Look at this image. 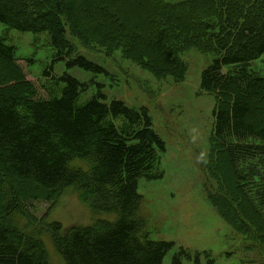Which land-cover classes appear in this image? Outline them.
<instances>
[{
	"label": "trees",
	"instance_id": "16d2710c",
	"mask_svg": "<svg viewBox=\"0 0 264 264\" xmlns=\"http://www.w3.org/2000/svg\"><path fill=\"white\" fill-rule=\"evenodd\" d=\"M70 1L72 7L68 0H0V22L19 32L47 33L57 60L92 74L102 70L82 57L67 58V24L74 35L77 27L87 34L90 28L99 31V43H116L123 53L126 42L149 43L147 27H157L165 53L156 63L171 67L178 80L185 72L181 52L214 55L201 73V89L216 99L207 167L218 189L212 202L234 229L262 242L264 75L252 66L264 58V0H180V12L163 7L161 0ZM172 23L181 25L172 29ZM177 32L173 39L170 34ZM140 45H133L139 53ZM19 61L16 49L0 37V77L9 66L21 79L0 83V204L4 201L7 220L0 223V264H49L42 231L51 233L67 264H163L175 244L153 240L140 216L139 181L163 177L160 158L166 152L149 111L121 100L108 103L101 85L80 104L87 85L67 73L51 77V68L40 86ZM18 182L28 186L22 191ZM70 189L91 209L94 223L68 228L60 237L59 223L36 217L32 205L52 206ZM204 256L205 263L181 248L171 264H183L184 258L214 263Z\"/></svg>",
	"mask_w": 264,
	"mask_h": 264
},
{
	"label": "rangeland",
	"instance_id": "374dc122",
	"mask_svg": "<svg viewBox=\"0 0 264 264\" xmlns=\"http://www.w3.org/2000/svg\"><path fill=\"white\" fill-rule=\"evenodd\" d=\"M180 3V0H161L163 7L179 12ZM68 4L70 7L74 5L70 0ZM130 11L136 15L141 13L139 9ZM178 25L181 24L172 23L171 28L175 29ZM142 27L145 28L144 23ZM147 28L149 43L126 42L127 51L123 53L121 49L115 48L116 43L106 39L99 43L98 39L103 37L99 31L90 28L87 34L84 29L77 27L74 35L67 24V58L71 60L82 57L97 65L102 70L101 74L88 73L80 68L69 69L65 61L57 60L47 33L19 32L0 22V37L5 39L8 46L16 49L19 64L28 78L39 82L40 86L49 79L45 73L53 68L51 77L60 78L67 73L88 86L81 95L80 104H85L98 94V85H101L108 103L121 100L131 108H146L149 111L153 129L165 142L166 152L160 158L163 177L139 181L138 192L143 197L140 216L145 220L147 230H151L153 240L175 244L163 264H171L181 248L193 255L202 256L204 263L207 262L204 255H210L213 264H248L250 260L264 264V240L253 242V234L246 235L234 229L212 202L211 194H215L218 189L207 167L214 132L213 111L216 99L201 89V73L214 55L196 49L181 52L179 57L185 72L181 80H178L170 73L171 67H158L156 59L163 57L165 51L161 49V41H158V28ZM93 29L98 30L96 26ZM156 30L158 32L154 34ZM180 33L170 35L175 39ZM138 43L142 44L141 53L134 47ZM252 67L264 75V58L254 62ZM2 68L1 84L10 81L15 85L21 82L17 81L20 78L14 75L9 66ZM174 71L181 74V69L174 68ZM201 153H206L203 159ZM17 186L23 191L28 185ZM4 194V197L9 196L6 192ZM4 208L2 201L0 223H7L3 215ZM32 212L51 224L59 223L60 237L68 228L87 227L94 223L91 209L72 189L64 192L52 206L44 202L33 203ZM101 217L113 220L115 215L102 214ZM39 238L44 243L49 264H67L53 243L51 233L42 231ZM183 264H193V260L184 258Z\"/></svg>",
	"mask_w": 264,
	"mask_h": 264
},
{
	"label": "clouds",
	"instance_id": "9594fccd",
	"mask_svg": "<svg viewBox=\"0 0 264 264\" xmlns=\"http://www.w3.org/2000/svg\"><path fill=\"white\" fill-rule=\"evenodd\" d=\"M206 156V153H201V158L203 159ZM206 162V161H205Z\"/></svg>",
	"mask_w": 264,
	"mask_h": 264
}]
</instances>
